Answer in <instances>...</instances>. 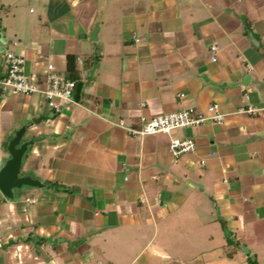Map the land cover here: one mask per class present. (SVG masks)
<instances>
[{
  "label": "crops",
  "instance_id": "obj_1",
  "mask_svg": "<svg viewBox=\"0 0 264 264\" xmlns=\"http://www.w3.org/2000/svg\"><path fill=\"white\" fill-rule=\"evenodd\" d=\"M2 38L27 73L74 56L79 104L0 88V163L24 126L43 184L0 192V264H264V115L236 112L264 105V0H0ZM211 103L221 124L126 129Z\"/></svg>",
  "mask_w": 264,
  "mask_h": 264
},
{
  "label": "built area",
  "instance_id": "obj_2",
  "mask_svg": "<svg viewBox=\"0 0 264 264\" xmlns=\"http://www.w3.org/2000/svg\"><path fill=\"white\" fill-rule=\"evenodd\" d=\"M216 49L217 46H211L212 51ZM211 59L214 60L215 56H211ZM4 64L5 75L0 78V88L9 89L15 94L39 93L44 97L48 107L55 113L61 112L67 105L79 104V100L75 96L76 80L67 77L64 72L55 70L52 63H47L43 71L34 70L27 73L24 57L6 50L4 52ZM236 112L264 115V105L257 107L248 104L238 107ZM224 116L219 105L211 103L207 106L206 111H197L190 106L178 111L161 113L152 118L142 115L139 128L127 127L126 129L130 134L140 137L156 133H169L175 129L197 126L205 121L221 124ZM195 147V141L189 137H175L169 142V149L175 157L194 152Z\"/></svg>",
  "mask_w": 264,
  "mask_h": 264
},
{
  "label": "water",
  "instance_id": "obj_3",
  "mask_svg": "<svg viewBox=\"0 0 264 264\" xmlns=\"http://www.w3.org/2000/svg\"><path fill=\"white\" fill-rule=\"evenodd\" d=\"M6 41L0 40V53L5 51ZM24 126L20 127L7 142L8 157L0 163V192L9 200L15 198V189L22 190L26 187H42L43 184L31 174H21L25 155L32 141H22ZM243 248V247H242ZM247 253V249H244Z\"/></svg>",
  "mask_w": 264,
  "mask_h": 264
},
{
  "label": "trees",
  "instance_id": "obj_4",
  "mask_svg": "<svg viewBox=\"0 0 264 264\" xmlns=\"http://www.w3.org/2000/svg\"><path fill=\"white\" fill-rule=\"evenodd\" d=\"M74 61L75 58L72 55H68L67 56V76L70 77L71 79L76 80L77 78V74H76V70L74 67ZM248 264H257L256 260L253 259L252 257L248 256Z\"/></svg>",
  "mask_w": 264,
  "mask_h": 264
},
{
  "label": "rangeland",
  "instance_id": "obj_5",
  "mask_svg": "<svg viewBox=\"0 0 264 264\" xmlns=\"http://www.w3.org/2000/svg\"><path fill=\"white\" fill-rule=\"evenodd\" d=\"M35 7H33V9H34ZM234 234H232L231 236H228V237H225V241H226V243H229L230 245H233V242H234ZM239 246V245H238Z\"/></svg>",
  "mask_w": 264,
  "mask_h": 264
}]
</instances>
